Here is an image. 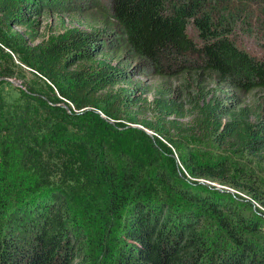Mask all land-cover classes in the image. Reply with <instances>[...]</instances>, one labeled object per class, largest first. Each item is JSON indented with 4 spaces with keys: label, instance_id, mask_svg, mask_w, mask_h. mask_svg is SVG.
I'll use <instances>...</instances> for the list:
<instances>
[{
    "label": "trees",
    "instance_id": "obj_1",
    "mask_svg": "<svg viewBox=\"0 0 264 264\" xmlns=\"http://www.w3.org/2000/svg\"><path fill=\"white\" fill-rule=\"evenodd\" d=\"M78 1L0 0V264H264V0Z\"/></svg>",
    "mask_w": 264,
    "mask_h": 264
},
{
    "label": "rangeland",
    "instance_id": "obj_2",
    "mask_svg": "<svg viewBox=\"0 0 264 264\" xmlns=\"http://www.w3.org/2000/svg\"><path fill=\"white\" fill-rule=\"evenodd\" d=\"M71 1V0H70ZM83 2H85L86 0H82ZM80 4H79V3ZM89 3V1H86ZM93 2V0L91 1ZM67 6V5H66ZM70 6H73L74 8H76V11H78V14H81L80 16L77 15V20L78 22L75 21V19H72L71 17V13H69L66 9H68L67 7H65V5H63L64 9H59V11H61V14H56L55 12H51L49 14H44L42 13L39 17L38 20H40V25L38 28V33H39V39L43 38L45 35H47V33H49L51 30H58L61 28V25L64 26H77L78 28H86L84 21H83V16L84 15H88L90 12H87L88 6L85 3H82L81 1L78 0H72V2H70ZM190 27H188L187 29L189 30ZM233 35L236 38V40L248 51V52H253L255 54L260 53V49L258 48V44H257V39L256 37H258V31H255L249 27V28H243L241 27V24H236V26L233 28ZM103 45V46H102ZM102 48H112V44L111 43H101ZM104 49V50H105ZM110 51V49H109ZM136 60H133L131 58H127L126 56H119V60L116 63L118 68L122 69V71H124L127 75L126 78H130L133 81H143L145 84L150 85V92L153 90V88H155L157 85H159L160 80H158L156 77H143L140 76L138 73V68H136ZM28 76V75H27ZM30 77V76H29ZM7 82L9 83V85L11 87H13L14 89H16L17 87H20V80L16 79V78H8ZM118 85L120 86H126V84L124 83H119ZM117 85V86H118ZM1 86V85H0ZM5 86L6 90H10V86L8 85H3ZM138 93V92H137ZM228 93V92H227ZM147 99H150L152 97L151 93L147 94ZM235 97L239 100H244V102L247 101V97H249V95H241V94H236ZM250 97L254 100H259L258 95L256 94H250ZM149 135H151L152 133L150 131L145 130ZM199 147V146H198ZM201 150L203 151V153H216V150H212L210 149V147H201ZM215 187L219 190H223L225 187L222 185H217L215 184ZM4 224V223H3Z\"/></svg>",
    "mask_w": 264,
    "mask_h": 264
},
{
    "label": "water",
    "instance_id": "obj_3",
    "mask_svg": "<svg viewBox=\"0 0 264 264\" xmlns=\"http://www.w3.org/2000/svg\"><path fill=\"white\" fill-rule=\"evenodd\" d=\"M137 127L141 128L140 126H137Z\"/></svg>",
    "mask_w": 264,
    "mask_h": 264
}]
</instances>
